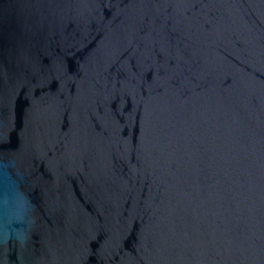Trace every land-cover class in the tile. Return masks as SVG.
<instances>
[{"label":"water","instance_id":"water-1","mask_svg":"<svg viewBox=\"0 0 264 264\" xmlns=\"http://www.w3.org/2000/svg\"><path fill=\"white\" fill-rule=\"evenodd\" d=\"M0 264H264V0H0Z\"/></svg>","mask_w":264,"mask_h":264}]
</instances>
